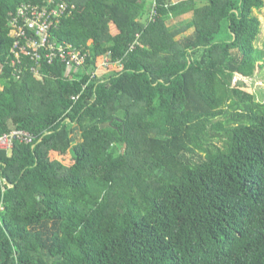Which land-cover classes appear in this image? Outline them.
<instances>
[{"label":"trees","instance_id":"obj_1","mask_svg":"<svg viewBox=\"0 0 264 264\" xmlns=\"http://www.w3.org/2000/svg\"><path fill=\"white\" fill-rule=\"evenodd\" d=\"M56 1L85 62L38 79L7 22L40 0H0V137L32 138L0 150V264H264V102L233 85L263 0Z\"/></svg>","mask_w":264,"mask_h":264},{"label":"built area","instance_id":"obj_2","mask_svg":"<svg viewBox=\"0 0 264 264\" xmlns=\"http://www.w3.org/2000/svg\"><path fill=\"white\" fill-rule=\"evenodd\" d=\"M74 9V5L56 0H40L37 4L20 5L7 22L8 36L13 41L10 49L12 67L19 66L22 57H26L33 63L29 71L38 79H41L39 72L41 63L51 65L55 60L65 65L66 76L77 73L83 67L86 55L70 44H60L51 40V31L56 29L63 17L71 16ZM101 66H108L107 59ZM15 70L17 74L14 78L19 80L21 72ZM14 139L25 143L32 141L29 134L12 131L0 137V150L11 148Z\"/></svg>","mask_w":264,"mask_h":264},{"label":"rangeland","instance_id":"obj_3","mask_svg":"<svg viewBox=\"0 0 264 264\" xmlns=\"http://www.w3.org/2000/svg\"><path fill=\"white\" fill-rule=\"evenodd\" d=\"M151 1V0H150ZM171 3H176L182 0H169ZM199 1V0H197ZM264 2V0H263ZM254 15L258 18L260 22V34L258 36L257 41L255 42V47L258 49L264 48V5L263 8L259 11H254ZM191 13L183 15L182 17L176 18V19H170L166 22L167 27L170 30H174L180 26L183 22H186L187 20L191 19ZM191 33V30L176 36V39H179L183 36H186ZM260 65V64H259ZM237 82V83H236ZM242 85V89L245 92L252 93L256 97V101L264 102V65L260 66V68H256V71L254 73V76L250 79H244V81H233L234 84ZM81 140V134L78 129L74 130L73 134V143L72 145H75L77 143H80ZM218 145H220L219 142H217ZM63 159H70L69 154H66L63 156Z\"/></svg>","mask_w":264,"mask_h":264}]
</instances>
